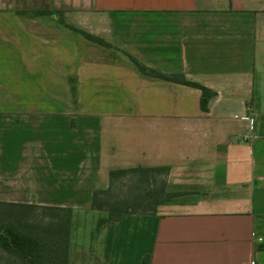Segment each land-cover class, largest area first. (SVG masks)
<instances>
[{
    "label": "crops",
    "instance_id": "obj_1",
    "mask_svg": "<svg viewBox=\"0 0 264 264\" xmlns=\"http://www.w3.org/2000/svg\"><path fill=\"white\" fill-rule=\"evenodd\" d=\"M136 167L173 196L98 224ZM0 201L81 217L65 264H264V0H0Z\"/></svg>",
    "mask_w": 264,
    "mask_h": 264
},
{
    "label": "trees",
    "instance_id": "obj_2",
    "mask_svg": "<svg viewBox=\"0 0 264 264\" xmlns=\"http://www.w3.org/2000/svg\"><path fill=\"white\" fill-rule=\"evenodd\" d=\"M85 37L91 41L98 42L100 44H107L101 38L82 31ZM136 64L140 71L145 73H150L152 76L159 78L177 81L192 86H196L201 89L200 105L203 110L207 107L208 99L213 95V91L200 83L190 81L185 79L181 74L172 73L167 74L160 71H156L146 66L140 64L136 61ZM165 167H136L128 169H116L111 170L109 173V179L112 183L113 179L119 175L123 174H139L141 181L144 183L146 181V186L149 187L151 183L148 179L149 173H160L166 171ZM110 188V186H109ZM151 195L140 197L136 204L123 202V208L120 212L112 218L106 216L101 217L98 220V224L107 222L109 220H118L123 213L135 212V213H153L155 212L157 204L168 200L173 196L172 192H168L165 189V181H161L158 186L153 187ZM108 190V189H107ZM106 190V191H107ZM105 192V191H104ZM98 191H94L92 198V206L97 208H102V206L97 201ZM121 203V205H122ZM7 207L12 209L17 208H31V207H41L45 209H60L54 207H45L37 205H24L18 203H5L0 201V207ZM114 206V205H113ZM120 206V205H119ZM65 210V209H61ZM67 211V210H65ZM11 214V215H10ZM112 214L111 211L108 213ZM10 216H14L13 213H9ZM18 215V214H17ZM52 226V224H50ZM59 225V224H57ZM46 232L41 235H36L30 233L29 231H23L19 229L16 225L10 222H4L0 219V260L8 262H17L21 264H65L67 260V246H68V236H69V222H65L61 225L60 230L58 228L52 229L47 226ZM146 261V257L143 259Z\"/></svg>",
    "mask_w": 264,
    "mask_h": 264
},
{
    "label": "rangeland",
    "instance_id": "obj_3",
    "mask_svg": "<svg viewBox=\"0 0 264 264\" xmlns=\"http://www.w3.org/2000/svg\"><path fill=\"white\" fill-rule=\"evenodd\" d=\"M67 21L72 23L66 24L61 22V26L68 32L69 35L74 33V35L83 37L86 41H91L82 33V31L91 33L92 30V25L89 22L90 19L86 13L70 15L67 18ZM148 179L151 183L149 187L146 186L145 180L144 183L141 181L139 174L134 175L132 173H128L115 177L110 188L107 191L100 193L97 197L98 203L102 206L100 210L104 211L108 218H114L117 213L120 212V209L123 208L122 201L136 204L140 197L151 195L152 190L154 189L153 187L158 186L161 181H165L166 173H149ZM110 211L112 214L109 215L108 213ZM10 212L13 213L14 216H10ZM0 219L4 222L7 221L13 223L23 231H29L30 233L41 236H44L43 234L46 232L45 230L47 229L45 228L47 226L52 229L58 228L60 230L61 225L67 221L69 222V229L72 228L73 224H77L76 219H79L78 222L82 223L81 217H75L69 211L61 209H45L41 207H21L12 209L1 206ZM50 224H52V226Z\"/></svg>",
    "mask_w": 264,
    "mask_h": 264
}]
</instances>
